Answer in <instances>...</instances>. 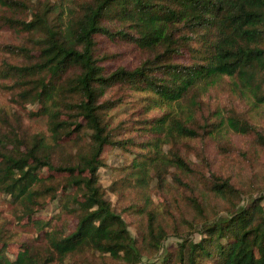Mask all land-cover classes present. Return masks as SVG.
<instances>
[{
  "label": "trees",
  "instance_id": "1",
  "mask_svg": "<svg viewBox=\"0 0 264 264\" xmlns=\"http://www.w3.org/2000/svg\"><path fill=\"white\" fill-rule=\"evenodd\" d=\"M225 78L264 107V0H0V194L13 217L0 226V264H96L90 252L125 264H264V195L206 154L231 134L264 147V127L204 102ZM108 149L128 160L111 190L135 193L140 238L101 184ZM169 180L191 221L181 204L144 211V188ZM210 196L224 214L209 212ZM24 221L11 261L7 233Z\"/></svg>",
  "mask_w": 264,
  "mask_h": 264
},
{
  "label": "rangeland",
  "instance_id": "2",
  "mask_svg": "<svg viewBox=\"0 0 264 264\" xmlns=\"http://www.w3.org/2000/svg\"><path fill=\"white\" fill-rule=\"evenodd\" d=\"M135 57L128 54L125 58L124 64L132 63ZM232 81L225 78L218 86L212 88L206 95L203 96V100L211 111L219 112L224 117L230 113H236L250 118L258 126L264 127V107H258L239 98L231 88ZM26 111L30 109L29 106L25 107ZM131 105L122 106L120 109L115 110L111 116L114 117L115 123H118L130 112ZM230 146L223 150H218L216 144H211L206 147V154L210 158L213 170L225 175L232 174L233 179L237 186L243 188L245 191L249 189H256L257 195H264V147L254 146L250 138L241 137L235 134L230 135ZM121 151L117 149H108L105 153L106 166L100 170L101 184L108 191V198L112 201L113 206L117 212L122 213L123 217L127 221L130 230L137 238L141 237V231L146 228L147 218L145 214H138L137 210L131 206L132 202L137 199L135 193L131 191H123L122 196L112 192V183L118 181L121 176H124L125 172H118V169L127 165V161ZM131 160V158H129ZM47 174V172H45ZM170 180L168 181V187L165 190L159 189L154 182L149 188H144V195H146L148 202L144 211L147 209H155L163 211L169 209L175 211L178 205L181 204L185 218L189 221L193 218V211L191 207L185 201V197L179 194V191L169 189ZM204 191V190H203ZM209 212L222 215L224 214L225 204L221 199L215 197L208 198ZM145 204V202H144ZM55 205H48L46 208L41 209L38 217L42 219H49L55 212ZM145 213V212H144ZM13 219L12 210L9 204V200L0 194V226L6 219ZM21 226L16 224L12 225L10 231L7 233L9 246L6 250V255L11 261H14L20 253V243L27 237L28 234L27 221L22 222ZM184 224V223H182ZM185 231H192L186 228ZM198 238V236H196ZM177 239L170 238L168 246H175ZM162 252H159L161 255ZM154 256H151L153 258ZM87 258L96 264H125L123 262H116L107 256H102L98 253H87ZM146 259V258H145Z\"/></svg>",
  "mask_w": 264,
  "mask_h": 264
}]
</instances>
